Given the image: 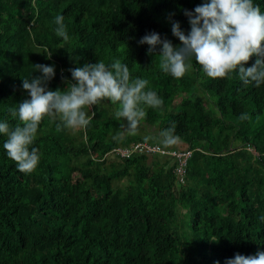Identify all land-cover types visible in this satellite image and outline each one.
I'll return each instance as SVG.
<instances>
[{
	"label": "trees",
	"instance_id": "obj_1",
	"mask_svg": "<svg viewBox=\"0 0 264 264\" xmlns=\"http://www.w3.org/2000/svg\"><path fill=\"white\" fill-rule=\"evenodd\" d=\"M208 2L0 0V122L20 124L10 110L30 99L22 82L42 75L36 64L54 66L55 91L66 90L69 69L119 59L163 100L145 107L135 135L107 100L84 109L86 128L57 131L60 121L45 117L31 174L18 171L0 134V264H226L264 252V84L209 78L194 57L176 79L160 69L161 46L149 54L139 43L155 32L180 46L173 22L187 34L184 11ZM253 2L264 13V0ZM57 15L68 41L55 33ZM173 122L179 139L166 146L161 133ZM136 142L164 153L117 151Z\"/></svg>",
	"mask_w": 264,
	"mask_h": 264
},
{
	"label": "clouds",
	"instance_id": "obj_2",
	"mask_svg": "<svg viewBox=\"0 0 264 264\" xmlns=\"http://www.w3.org/2000/svg\"><path fill=\"white\" fill-rule=\"evenodd\" d=\"M184 14L190 24L187 34L181 30L179 22L172 24V33L180 41V46H174L166 38L161 39L155 32L146 34L139 41L149 45V54L154 53L158 45L161 46L157 55L164 73L176 79L183 78L191 69L190 58L194 57L209 78H231L232 73H237L245 85L254 83L259 87L264 84V13L259 5L253 0H210L196 6L193 11L185 10ZM63 20L62 15L55 17V33L68 41ZM47 57L50 59L51 53ZM253 57L255 62L245 67ZM34 66L42 75L25 78L22 82L30 99L19 103L18 110H10L13 117L18 116L20 124L11 128L7 122H0V134L7 137L3 148L21 173L31 174L39 164V149L30 146L45 117L60 121L56 125L57 131L62 128H86L92 116L84 109L107 100L118 105L115 118L125 120L127 133L135 135L146 117L145 107L157 109L163 105V100L155 91H145L149 81L132 79L129 67L119 59L111 65L98 61L69 69L72 80L67 82L66 90L55 91L47 87L55 76L54 66ZM240 119L250 117L241 114ZM175 127L173 122L161 133L164 145L177 143L179 137L174 135ZM123 136L124 133H120L113 139L121 140ZM226 264H264V252L258 251L251 256L237 253Z\"/></svg>",
	"mask_w": 264,
	"mask_h": 264
},
{
	"label": "built area",
	"instance_id": "obj_3",
	"mask_svg": "<svg viewBox=\"0 0 264 264\" xmlns=\"http://www.w3.org/2000/svg\"><path fill=\"white\" fill-rule=\"evenodd\" d=\"M130 150H138V151H148V152H161V153H164L163 150L159 149L158 147H155V146H149L147 145L146 143H138V144H135L134 147H132L131 149H117V151L121 154V155H124V156H127L129 155L130 153ZM172 154H175L174 152ZM189 155V152H186L184 154H177L178 157H181L183 156V158H181V160L179 161V164H180V167L177 169L178 172H182V166L183 164L185 163V158Z\"/></svg>",
	"mask_w": 264,
	"mask_h": 264
},
{
	"label": "bare ground",
	"instance_id": "obj_4",
	"mask_svg": "<svg viewBox=\"0 0 264 264\" xmlns=\"http://www.w3.org/2000/svg\"><path fill=\"white\" fill-rule=\"evenodd\" d=\"M136 143H138V142H136ZM134 144V143H133ZM114 152V151H113ZM134 152V151H133ZM158 153V152H157ZM118 155H119V153H118ZM167 155V154H166ZM167 156H169V155H167ZM175 156V155H174ZM184 166V165H183ZM180 175V174H179Z\"/></svg>",
	"mask_w": 264,
	"mask_h": 264
}]
</instances>
